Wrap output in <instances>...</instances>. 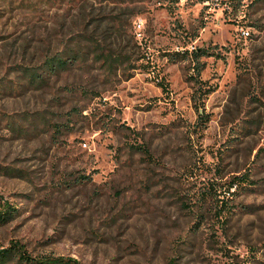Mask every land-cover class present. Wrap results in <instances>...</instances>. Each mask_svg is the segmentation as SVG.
I'll use <instances>...</instances> for the list:
<instances>
[{
	"label": "rangeland",
	"instance_id": "rangeland-1",
	"mask_svg": "<svg viewBox=\"0 0 264 264\" xmlns=\"http://www.w3.org/2000/svg\"><path fill=\"white\" fill-rule=\"evenodd\" d=\"M0 215L32 264H264V0H0Z\"/></svg>",
	"mask_w": 264,
	"mask_h": 264
},
{
	"label": "trees",
	"instance_id": "trees-1",
	"mask_svg": "<svg viewBox=\"0 0 264 264\" xmlns=\"http://www.w3.org/2000/svg\"><path fill=\"white\" fill-rule=\"evenodd\" d=\"M95 53L97 56V59L103 63L104 65H113L115 63H120L124 61V56L121 52H117L116 54H110V53H106V49L105 47H100L99 43H95ZM188 50H184L183 53H187ZM194 52L196 55H198L197 52V48L195 50L192 51ZM204 53H208L206 51L202 52ZM71 61V57H65L63 54H59L56 56H52L51 58L47 59L44 63V67L46 68H50L51 71H55L56 69H60L61 67L65 66L67 63H69ZM198 72H200V68H197ZM37 80H42L41 76H38ZM195 99V104H196V109L199 113V116H202L204 114V112H200V105L198 104V100L197 97L194 96ZM197 101V102H196ZM145 152L149 153V150L147 148H143ZM7 214V212L2 213ZM1 216V215H0ZM15 253H19V257L21 260L25 259L26 263H31V258L30 256L27 254V252L22 248V246L18 243L13 244L10 247H5V248H1L0 249V264H6L9 261V258H11V256L15 255ZM60 259L62 258H56L55 260H49V259H41V260H37L36 259V263L38 264H73L72 262H70L69 260H63L62 262L60 261ZM56 260H59L60 262H56ZM27 263V264H28Z\"/></svg>",
	"mask_w": 264,
	"mask_h": 264
},
{
	"label": "built area",
	"instance_id": "built-area-1",
	"mask_svg": "<svg viewBox=\"0 0 264 264\" xmlns=\"http://www.w3.org/2000/svg\"><path fill=\"white\" fill-rule=\"evenodd\" d=\"M243 33L248 34L249 32L247 30H243Z\"/></svg>",
	"mask_w": 264,
	"mask_h": 264
}]
</instances>
